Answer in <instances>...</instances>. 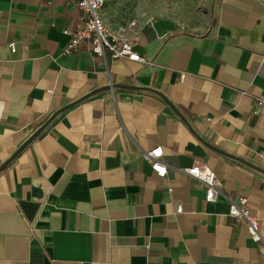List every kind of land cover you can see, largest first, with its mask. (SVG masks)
<instances>
[{
	"label": "crops",
	"instance_id": "crops-1",
	"mask_svg": "<svg viewBox=\"0 0 264 264\" xmlns=\"http://www.w3.org/2000/svg\"><path fill=\"white\" fill-rule=\"evenodd\" d=\"M139 10L103 19L136 22L144 63L64 54L76 0H0V264H264L228 201L264 236V0H206L195 26Z\"/></svg>",
	"mask_w": 264,
	"mask_h": 264
},
{
	"label": "built area",
	"instance_id": "built-area-1",
	"mask_svg": "<svg viewBox=\"0 0 264 264\" xmlns=\"http://www.w3.org/2000/svg\"><path fill=\"white\" fill-rule=\"evenodd\" d=\"M109 0H76V7L81 12L74 28L67 32L69 34L63 53L68 55L77 52L81 45L86 44L89 49L101 56L107 52L111 59H127L139 62H146L145 58L137 54L133 48L137 44V24L135 21L128 23L123 32L112 31L103 19V10ZM11 52L15 51V44H9ZM185 74H181L183 79ZM257 105H264V100H257ZM146 160L151 170L156 176H165V164L162 161V148H155L144 152ZM183 171L192 178L199 181L204 188V200L214 201L219 195L220 182L215 174L203 163L193 162V164ZM229 214L237 221L243 222L247 226L249 237L258 244V249L264 256V236L258 230V218L251 216L245 206V199L234 203L229 200ZM175 211H181V205L177 204Z\"/></svg>",
	"mask_w": 264,
	"mask_h": 264
},
{
	"label": "rangeland",
	"instance_id": "rangeland-1",
	"mask_svg": "<svg viewBox=\"0 0 264 264\" xmlns=\"http://www.w3.org/2000/svg\"><path fill=\"white\" fill-rule=\"evenodd\" d=\"M134 3L135 7L144 8L139 10L148 19L157 17L172 18L181 24L195 26L199 22V13L205 6L206 0H123ZM127 12V10H123Z\"/></svg>",
	"mask_w": 264,
	"mask_h": 264
}]
</instances>
